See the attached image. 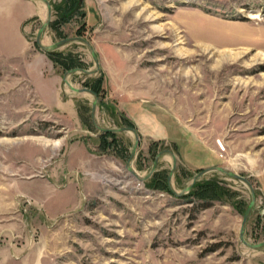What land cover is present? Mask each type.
<instances>
[{
  "label": "rangeland",
  "instance_id": "374dc122",
  "mask_svg": "<svg viewBox=\"0 0 264 264\" xmlns=\"http://www.w3.org/2000/svg\"><path fill=\"white\" fill-rule=\"evenodd\" d=\"M50 1L43 43L91 42L99 71L69 79L100 92V125L136 128L139 144L131 158L132 131L102 134L92 93L72 98L74 115L38 97L37 72L95 67L85 43L51 54L36 40L43 21H26L29 54L52 61L33 70L0 35V264H264V247L240 239L249 186L217 170L193 182L207 168L188 167L171 139L143 136L130 115L134 102L164 107L216 166L247 177L257 199L245 238L264 241V0ZM61 95H73L65 82ZM160 152L148 178L128 169L146 177Z\"/></svg>",
  "mask_w": 264,
  "mask_h": 264
},
{
  "label": "crops",
  "instance_id": "0c3cea01",
  "mask_svg": "<svg viewBox=\"0 0 264 264\" xmlns=\"http://www.w3.org/2000/svg\"><path fill=\"white\" fill-rule=\"evenodd\" d=\"M47 16L48 8L43 0H0V35L5 41L15 43L14 50L26 56L31 55L32 62H29V66L33 70H41L52 61L44 53L33 51L29 54L24 24L30 19H39L44 22ZM93 16L91 10L88 24H95L91 22ZM44 42L48 45L51 43L50 40H44ZM33 76H35L34 87L41 101L64 113L75 114L76 109L72 98L80 94H91L73 91V95H70L71 99L64 100L61 95L64 75L46 76L45 74L39 75L37 72ZM130 111L131 118L143 136L159 140L171 139L182 161L191 169L214 167L219 164L218 157L206 145L191 137L183 129L180 120L164 107L149 104L147 101H139L131 103ZM262 181L261 188L264 190V179Z\"/></svg>",
  "mask_w": 264,
  "mask_h": 264
},
{
  "label": "water",
  "instance_id": "95a60500",
  "mask_svg": "<svg viewBox=\"0 0 264 264\" xmlns=\"http://www.w3.org/2000/svg\"><path fill=\"white\" fill-rule=\"evenodd\" d=\"M45 2V4L47 5V8H48V16H47V19L42 23V25L40 26L38 32H37V44L39 45V47L45 51H51V50H56L70 42H73V41H81L83 43H85L87 45V47L89 48L90 52H91V55L95 61V67L93 69H86V68H74V69H71L69 70L65 76H64V82L70 87V89H72L73 91L75 92H89V93H92L94 96H95V99L93 101V104H92V116H93V120H94V123L95 125L99 128L100 131L102 132H122V131H132L134 134H135V137H136V140H135V143L133 145V148H132V151H131V158L135 155L136 153V150H137V147H138V144H139V133L137 131L136 128H133V127H121V128H110V127H104L102 125H100L97 121H96V109H97V106H98V103H99V96L93 92L90 88L88 87H82V88H79V87H76L75 85H73V83L70 81L69 79V76L76 73V72H84L86 74H94L96 72L99 71L100 69V60H99V56L95 50V48L93 47V45L91 44V42L88 40V39H85L83 37H80V36H74V37H67V38H64L62 40H59V41H56L55 43H52L51 45H45L42 41V35L44 33V31L48 28L51 20H52V13H53V6H52V3L50 0H43ZM164 152H160L158 153V155L156 156V159L154 161V164L151 168V171L150 173L146 176V177H140V175L133 169V167L131 166V163L129 161L128 163V169L135 175L137 176L138 178H142V179H145V178H148L153 172L154 170L156 169L157 165H158V162H159V159L161 157V155L163 154ZM173 156H174V162H173V168H172V171H171V175L173 174L175 168H176V159H175V155L174 153H172ZM212 170H217V171H220V172H223L233 178H236V179H239L243 182H245L250 190H251V195H252V198H251V201L245 211V214L243 216V220H242V223H241V229H240V239L243 241V243H245L247 246L253 248V249H259V248H262L264 247V241L262 242H259V243H250L246 240L245 238V231H246V225H247V221L255 207V204H256V192H255V188L253 186V184L251 183V181L241 175V174H238L226 167H222V166H216V167H212V168H207V169H204L200 172H198L194 177H193V182H196V180L201 177L203 174H205L206 172H209V171H212ZM187 188H190L187 187Z\"/></svg>",
  "mask_w": 264,
  "mask_h": 264
},
{
  "label": "trees",
  "instance_id": "16d2710c",
  "mask_svg": "<svg viewBox=\"0 0 264 264\" xmlns=\"http://www.w3.org/2000/svg\"><path fill=\"white\" fill-rule=\"evenodd\" d=\"M61 15V19L62 20H64V21H66V20H68L69 18H70V15H68L67 13H65V12H63V13H61L60 14ZM56 50H51V51H49V53H51V54H56V53H54ZM74 68H82V67H79V66H75ZM74 68H69V70H71V69H74ZM68 70V71H69ZM89 88V87H88ZM93 92H95L99 97H100V95H99V91L97 90V88H90ZM101 102V101H100ZM102 134L103 135H105V137L107 138V135L108 134H110V135H115L116 133L115 132H102Z\"/></svg>",
  "mask_w": 264,
  "mask_h": 264
}]
</instances>
